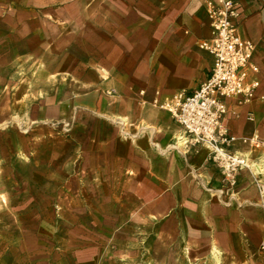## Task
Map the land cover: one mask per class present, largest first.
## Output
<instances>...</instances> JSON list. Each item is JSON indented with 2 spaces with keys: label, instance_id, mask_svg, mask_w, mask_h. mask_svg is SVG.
<instances>
[{
  "label": "rangeland",
  "instance_id": "1",
  "mask_svg": "<svg viewBox=\"0 0 264 264\" xmlns=\"http://www.w3.org/2000/svg\"><path fill=\"white\" fill-rule=\"evenodd\" d=\"M84 13L80 26L73 18L70 25L48 27L49 39L60 32L66 38L47 42V58H17L16 69H0V264H264V168L256 169L264 150L250 157L237 144L254 163L246 170L249 182L232 189L208 158L220 177V196L195 175L198 187L225 206L249 204L240 194L250 189V206L263 216L227 253L207 233L199 207L177 203L169 210L171 202L148 200L163 187L149 178L137 186L108 151L114 136L134 137L138 115L153 117V106L138 105L140 91L128 87L135 79L152 87L151 69L157 68L147 47L154 27L141 28L138 75L102 72L97 80L113 85L99 84L93 95ZM77 28L83 40L75 42ZM108 60L115 66L118 59ZM249 105L248 119L243 113L232 118L241 133L256 130L262 137L264 91Z\"/></svg>",
  "mask_w": 264,
  "mask_h": 264
},
{
  "label": "crops",
  "instance_id": "2",
  "mask_svg": "<svg viewBox=\"0 0 264 264\" xmlns=\"http://www.w3.org/2000/svg\"><path fill=\"white\" fill-rule=\"evenodd\" d=\"M84 12L88 27V57L92 58L88 66L93 69L89 73L94 76L95 84L91 88L93 95L99 84L103 83L105 87L113 85L111 80H97H101L102 72L138 75V59L143 52L139 35L144 30L141 28L145 25L154 27L147 47V56L152 58V66L157 68L151 69L152 87L148 89V84L136 79L135 84L128 87L140 91L136 98L138 105L153 106L150 108L153 114L150 116L153 117L138 115L137 121L133 117L139 126V129L131 130L134 137L119 140L114 136L108 153L121 164L125 176L136 179L137 186L142 187L143 179L149 178L163 187V193L148 195V200L171 202L173 205L166 206L169 210L175 209L177 203H183L191 210L199 207L203 221L210 229L207 233L215 235L224 252L231 251L240 232H249L254 228L257 217H263L258 208L250 206L251 190L240 192V200L249 203H242L243 206L237 203L225 206L219 199L203 192L194 180L195 175L205 188L209 186L210 192L220 196V177L217 169L207 161L208 151L203 147L178 148L180 142L173 137L181 133V128L167 112L153 104L155 98L162 102L177 92H191L205 80L212 57L198 46L200 41L211 37L203 5L199 0H0V69H16L17 58H47V42H63L66 38V34L60 32L56 38L49 39L48 27L70 25L73 18L75 27L80 26L85 20ZM239 12L240 36L255 45L252 61L259 68L257 78L260 86L254 101L264 91V0H239ZM81 40L77 28L75 42ZM42 43H46L43 50ZM75 50L78 51L76 47ZM109 58L118 59L115 66ZM75 69H79V60ZM124 88L127 90V84ZM249 104L235 106L228 101L230 111L243 113L245 118L252 113ZM232 116L229 113L224 119V125L232 136L257 133L256 130L241 133ZM127 119L124 117V121ZM249 180L246 170L239 173V186H245Z\"/></svg>",
  "mask_w": 264,
  "mask_h": 264
},
{
  "label": "built area",
  "instance_id": "3",
  "mask_svg": "<svg viewBox=\"0 0 264 264\" xmlns=\"http://www.w3.org/2000/svg\"><path fill=\"white\" fill-rule=\"evenodd\" d=\"M199 1L211 29L210 39L198 45L212 57L208 74L195 90L177 92L162 102L155 98L153 104L179 125L183 146L208 148L209 159L219 169L222 183L232 189L238 184L239 173L250 171L254 163L247 155L264 150V137L257 133L234 137L224 125L229 113L236 114L230 111L228 101L235 106L247 105L260 86L259 68L252 61L255 45L240 36L239 0ZM237 144L248 154L237 151Z\"/></svg>",
  "mask_w": 264,
  "mask_h": 264
},
{
  "label": "bare ground",
  "instance_id": "4",
  "mask_svg": "<svg viewBox=\"0 0 264 264\" xmlns=\"http://www.w3.org/2000/svg\"><path fill=\"white\" fill-rule=\"evenodd\" d=\"M175 137L179 140L180 144L178 146V148H180L181 146H183V138L180 137L179 135H175ZM204 149H206L208 151V148L206 146H203ZM263 164V165H262ZM259 167H263L264 168V162H261L260 165L258 164V167L256 169L259 170Z\"/></svg>",
  "mask_w": 264,
  "mask_h": 264
}]
</instances>
